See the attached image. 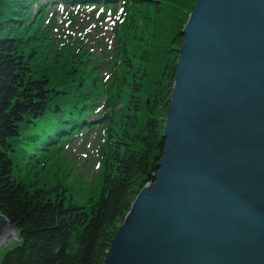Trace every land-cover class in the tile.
Masks as SVG:
<instances>
[{
    "label": "trees",
    "instance_id": "trees-1",
    "mask_svg": "<svg viewBox=\"0 0 264 264\" xmlns=\"http://www.w3.org/2000/svg\"><path fill=\"white\" fill-rule=\"evenodd\" d=\"M38 1L0 0V212L24 235L0 264H101L131 203L158 170L181 29L198 0L113 2L108 41L60 67L35 63L45 27L40 17L30 18L31 4L42 7ZM94 133L103 142L102 190L99 199L75 205L33 164L54 143ZM25 138L38 149L18 169L15 143Z\"/></svg>",
    "mask_w": 264,
    "mask_h": 264
},
{
    "label": "water",
    "instance_id": "water-1",
    "mask_svg": "<svg viewBox=\"0 0 264 264\" xmlns=\"http://www.w3.org/2000/svg\"><path fill=\"white\" fill-rule=\"evenodd\" d=\"M163 154L101 264H264V0H198ZM24 235L0 212V261Z\"/></svg>",
    "mask_w": 264,
    "mask_h": 264
},
{
    "label": "rangeland",
    "instance_id": "rangeland-1",
    "mask_svg": "<svg viewBox=\"0 0 264 264\" xmlns=\"http://www.w3.org/2000/svg\"><path fill=\"white\" fill-rule=\"evenodd\" d=\"M76 1H70L67 5H56L55 0H40L38 2L42 7L37 6V2L31 4V20L34 22L40 17V22L45 25L44 29H41L44 34L41 48L43 52L38 53L39 57L35 61L37 65L60 67L64 61H71L76 55H81L84 48L90 49V52H93L94 48H100L96 46L102 44L103 40L108 41L112 36V17L117 9L110 4L119 0H82L77 4ZM27 17L23 12L19 14V18L23 20ZM96 135L97 133L90 135L86 141L84 137L68 136L64 142L54 143L51 147L53 151L46 152L47 157H42L39 163L33 164L34 170L39 172L35 174L40 175L38 177L42 178L41 180L48 178L51 186L67 189L66 193L75 205L82 206L91 199H99L102 190L103 142L101 137ZM43 137L44 134L39 139L38 146H42V142L46 141ZM30 141L32 140L25 138L15 143L21 156L16 164L18 169L20 166L26 169V157L37 153L38 148L33 149V143H28ZM41 183L40 181V185ZM16 242L7 247L5 252L12 249Z\"/></svg>",
    "mask_w": 264,
    "mask_h": 264
}]
</instances>
